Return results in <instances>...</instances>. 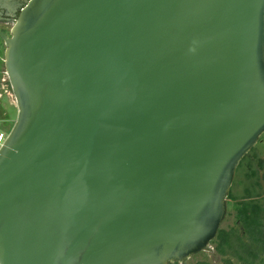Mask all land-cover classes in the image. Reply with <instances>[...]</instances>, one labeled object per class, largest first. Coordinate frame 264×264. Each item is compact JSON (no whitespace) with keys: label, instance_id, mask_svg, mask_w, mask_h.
<instances>
[{"label":"water","instance_id":"obj_1","mask_svg":"<svg viewBox=\"0 0 264 264\" xmlns=\"http://www.w3.org/2000/svg\"><path fill=\"white\" fill-rule=\"evenodd\" d=\"M0 37V264L206 250L264 134V0H26Z\"/></svg>","mask_w":264,"mask_h":264},{"label":"rangeland","instance_id":"obj_2","mask_svg":"<svg viewBox=\"0 0 264 264\" xmlns=\"http://www.w3.org/2000/svg\"><path fill=\"white\" fill-rule=\"evenodd\" d=\"M8 31V30H7ZM10 32V31H9ZM5 43L0 37V130L10 132L18 114L16 100L13 95L12 88L9 83V78L5 73ZM264 160V134L259 138L256 146L243 158L238 166L234 182L227 200V215L221 224L220 230L234 233L233 243L229 246H224L222 251L217 246V241H212L208 250L194 256L189 263L194 264L198 261H207L212 264H241L235 253L237 251L240 255L252 251L258 253L259 245L253 243L248 237L246 225L238 214V209L243 201H246L249 196L252 199L258 200L264 207V180L262 174L263 169L259 172L253 173L258 169V161ZM236 242V244H234ZM238 248L235 250L234 248ZM212 248H216L214 251ZM247 249V250H245ZM243 260V264H264V257L262 254L257 256L254 261H249L247 256Z\"/></svg>","mask_w":264,"mask_h":264},{"label":"flooded vegetation","instance_id":"obj_3","mask_svg":"<svg viewBox=\"0 0 264 264\" xmlns=\"http://www.w3.org/2000/svg\"><path fill=\"white\" fill-rule=\"evenodd\" d=\"M26 2V0H0V4H2V6L3 5H5L6 6V12H2L1 14H0V28L4 31V32H6L7 34L9 33V31L11 30V27H12V23H13V20H14V15H18L19 14V11H20V9H21V7L24 5V3ZM10 11L12 12V14H10ZM8 30V31H7ZM220 231V230H219ZM227 236H229V238H228V243L226 244L227 246L228 245H231L232 243H233V240H236L235 238H234V233H227L226 234ZM248 237L251 239V241L253 242V243H256V244H258L259 245V247H258V251H256V252H258V253H254V252H250V251H248V253H243V255H240L237 251H239V250H237L238 248L236 247V248H234L235 250H237L236 251V253H235V256H237L238 257V259L240 260V262L242 261L243 262V260L245 261L246 259V257L245 256H247V258L249 259V261H254L255 259H256V257L257 256H260V254H262V256L264 257V250H263V241L262 240H259V241H257V242H254V240H253V237L252 236H262V237H264V233H257V234H253V233H249L248 232ZM261 237V238H262ZM217 241V246H220V239H219V232H218V235H217V237L214 239V240H212V241ZM211 241V242H212ZM236 242L237 241H235V243L234 244H236ZM209 248H211L210 246L206 249V250H208ZM214 251H216V248H212ZM206 250H204V251H206ZM245 250H247V249H245ZM203 252V251H202ZM201 253V252H200ZM199 254V253H198ZM198 254H196V255H198ZM196 255H193L192 257H190V258H188V259H185V260H183V261H175V262H169L168 264H190L189 263V261L192 259V258H194V256H196ZM241 262V264H243ZM194 264H212V263H209V262H207V261H198V262H196V263H194ZM247 264H252V263H247Z\"/></svg>","mask_w":264,"mask_h":264},{"label":"trees","instance_id":"obj_4","mask_svg":"<svg viewBox=\"0 0 264 264\" xmlns=\"http://www.w3.org/2000/svg\"><path fill=\"white\" fill-rule=\"evenodd\" d=\"M245 158V157H244ZM260 169L264 170V160L258 161V169L254 170L253 173L259 172ZM262 178L264 180V173L262 174ZM246 201L241 203V206L238 209V214L240 219H242L246 225L247 231L249 233L257 234L264 233V207L259 203L258 200H254L249 196ZM230 233L229 231L220 230L219 231V239L220 246L219 249L222 251L224 246H227L228 238L226 234ZM254 242L262 240L264 242V237L262 236H252ZM262 237V238H261ZM229 246V245H228ZM264 250V243H263ZM224 251V250H223ZM222 251V252H223Z\"/></svg>","mask_w":264,"mask_h":264},{"label":"built area","instance_id":"obj_5","mask_svg":"<svg viewBox=\"0 0 264 264\" xmlns=\"http://www.w3.org/2000/svg\"><path fill=\"white\" fill-rule=\"evenodd\" d=\"M9 133L10 132H6L5 130H0V152L7 141Z\"/></svg>","mask_w":264,"mask_h":264},{"label":"crops","instance_id":"obj_6","mask_svg":"<svg viewBox=\"0 0 264 264\" xmlns=\"http://www.w3.org/2000/svg\"><path fill=\"white\" fill-rule=\"evenodd\" d=\"M10 14H12V12L10 11Z\"/></svg>","mask_w":264,"mask_h":264}]
</instances>
